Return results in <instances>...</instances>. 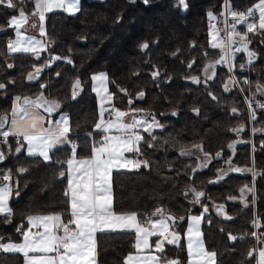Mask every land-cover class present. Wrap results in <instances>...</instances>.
I'll use <instances>...</instances> for the list:
<instances>
[{
	"label": "trees",
	"instance_id": "obj_1",
	"mask_svg": "<svg viewBox=\"0 0 264 264\" xmlns=\"http://www.w3.org/2000/svg\"><path fill=\"white\" fill-rule=\"evenodd\" d=\"M186 3L187 9L179 5L178 0H148L147 4L143 0H80L79 11L75 14L63 11L47 14V36L44 38L49 48L45 53L68 57L73 63L58 60L44 68L33 82L27 75L34 65L44 64L45 55L41 53L39 61L31 55L6 52L7 39L14 37L10 18L21 9L26 14L31 13L33 2L13 0L14 8L0 5V29L4 30V34L0 33V58L10 55L13 65L7 70L0 65V83L6 85L0 89V114L10 112L14 97L36 96L43 92L48 99L61 104L54 118L59 113L69 116L71 139L81 146L78 152L84 156L88 154V149L84 148L88 142L87 133L98 119L91 75L98 71L107 74L108 89L115 94L112 103L123 111L131 108L129 99L143 92L144 97L136 100L138 109L143 113L147 109L158 112L163 128L155 140H150L153 147H148L147 143L141 145L143 155L140 158L149 161L150 167L113 172L115 210L135 211L143 218L162 207L164 213L177 218L176 227L183 237L187 219L180 222L179 217L199 215L203 211L200 204L192 203L194 197L188 189L194 187L205 193L201 201L209 211L201 223V231L207 249L217 253L216 264H255V259L247 257V252L254 247L250 235L253 232L250 227L253 219L251 194L247 196L249 206L246 208L232 204L229 199L236 196L241 187H250V174L232 175L212 184L210 179L215 174L212 168L192 172L193 157L180 154L181 149L188 150L193 145H202L205 152L213 154L229 138L236 136L230 129L240 125H244L243 135L248 136L247 112L241 95L232 84L229 91L224 90V84L229 81L228 70H219L208 89L202 85L196 88L187 79L191 73L202 71L207 61L219 54L218 49L210 47L206 18L211 11L217 17L216 22L221 23L220 13L226 0H186ZM227 3L234 11L246 12L258 0H227ZM228 20L231 21V17ZM238 30L243 32L244 26L239 25ZM248 38L251 40L249 48L257 54V59L247 71H239L237 65L243 62L240 56L234 73L237 78L246 75L250 83L240 82L244 90H250L264 101V96L256 91L257 83L264 85V34L250 33ZM145 42L148 48L141 50L140 45ZM154 71L159 72L155 79ZM76 77L81 79L83 91L72 99L71 84ZM42 84L46 87L41 88ZM120 89H126L127 95ZM234 107L238 114L232 113ZM254 109L256 119L251 123L253 129L259 131L253 132L252 157L247 143L243 149L236 150L234 159L247 167L255 161V215L264 225V109ZM172 111L176 114L172 115ZM126 121L130 122L129 118ZM1 145L7 159L0 165V175L11 170L13 184L18 181L16 191L19 195L14 191L10 198L13 215L9 220L0 216V237L4 241H19L21 237L16 229L19 223L25 224L27 215L66 209L63 193L67 179L58 176L61 169L58 161L67 159L70 148L54 149L51 161L45 162L39 157L27 156L24 150L15 153L17 145L13 137H9L8 145ZM20 167L27 171L18 173ZM212 204L224 205L232 219L224 220L215 214ZM229 233L245 237L232 241ZM257 233H264V227ZM96 239V264H125V256L134 252L133 234L98 233ZM180 243V247L165 245L163 255L186 264L183 239ZM21 261L22 255L0 257V264H21Z\"/></svg>",
	"mask_w": 264,
	"mask_h": 264
},
{
	"label": "snow or ice",
	"instance_id": "obj_2",
	"mask_svg": "<svg viewBox=\"0 0 264 264\" xmlns=\"http://www.w3.org/2000/svg\"><path fill=\"white\" fill-rule=\"evenodd\" d=\"M4 0H0L3 3ZM34 10L26 14L23 9L9 21V26L14 29L15 38L7 41V52L9 54L31 55L34 59L40 60L41 53L47 52L49 45L44 40L36 36L27 35L24 26L32 17L36 18L31 24L32 28L39 30L40 37H46L45 21L46 16L56 10H61L69 15L79 11L80 0H32ZM134 2V0H133ZM145 4L148 0H143ZM179 5L187 9L186 0H178ZM8 7L14 8L13 0H7ZM258 13V17H257ZM227 14V15H226ZM209 36L210 47L219 50V59L209 62L204 67V74L207 79H212L215 75V68L218 64L228 65L231 72L235 65L232 63L236 54L244 52L247 55V63L251 64L257 59V54L249 49L251 40L249 34H264V0H258L253 7L246 12L232 10L229 3L225 4L224 11L220 16H225L223 21L225 27L218 28L214 21L217 17L209 11ZM231 17V21L227 19ZM243 25L246 31L241 32L238 26ZM141 50L147 49L148 44L142 43ZM63 60L68 64L73 61L68 57L51 56L41 66H33L34 71L29 72V81L37 79L44 68ZM193 63H195L193 61ZM9 68L13 65H7ZM189 68L192 64L188 65ZM241 68L245 65L241 64ZM57 76L60 73H56ZM153 79L159 76L158 71L152 73ZM193 82L200 83L199 77H192ZM92 92L99 101L98 119L93 125L91 132L87 134L88 142L84 148L88 149V154L80 156L78 149L81 146L71 139L72 127L67 114L61 113L59 119L53 120L51 117L56 113L61 104L58 100L48 99L43 92L36 97L16 96L14 97L11 113L0 114V144L8 145L9 137H13L16 142L15 153L19 154L26 150L27 156L39 157L43 161H51V153L61 146L70 148V155L64 161H58L61 169L58 176L67 179V187L63 193L66 209L61 212L50 214L30 215L26 217L27 227L22 223L17 229L21 239L19 242L4 241L0 237V257H10L22 255L24 264H96V246L98 233H128L134 235L133 248L135 253H130L125 258V264H182L179 259L164 256L165 245L181 246V240L186 239L187 264H216L217 253L208 250L203 239L201 223L209 209L202 204L201 198L205 196L203 191H197L190 187L188 191L193 194V204H200L203 211L200 215H188L179 217L180 222L187 219V228L183 235L177 230V218L171 214H164L162 207H157L155 211L145 217L133 212H117L113 205L112 185L113 172L121 170L133 171L141 167H150L149 161L141 159L143 153L141 145L147 143L148 147H153L150 140H155L154 129L161 128L162 125L151 113L141 115L142 109H129L123 111L115 107L112 103L114 93L108 89V77L106 73L92 74ZM237 81L230 78L224 84V90L229 91V84L235 85ZM245 84L250 83L248 80ZM5 84L0 83V89H4ZM46 85H41L45 88ZM243 91V89H241ZM83 91V83L76 77L71 84V98L76 99L79 92ZM127 95L126 89H120ZM256 91L264 96V85L257 83ZM211 95V93H209ZM255 96V93L253 94ZM144 93H138V98L142 99ZM213 99L215 97L213 96ZM256 107L264 109V103L250 100L248 103L251 119L255 120ZM129 105L133 103L131 99ZM198 112V109H194ZM232 113L238 114V110L232 108ZM132 113L131 121L125 117ZM46 114V115H45ZM176 113L173 112L172 115ZM151 117L149 119L148 117ZM46 122V124H45ZM5 125H9L5 130ZM239 135L244 131V125L230 129ZM259 131L253 129V132ZM142 133H148L149 140L145 139ZM95 134V135H94ZM193 148L203 152L202 145H193ZM235 142L228 145L234 149ZM264 147V145H262ZM9 151L11 147L9 146ZM128 154H132L131 156ZM181 155H192L190 151L180 150ZM204 160L193 172L207 167L213 158L219 159L222 151L217 152L215 157L204 152ZM5 159V153L0 150V161ZM225 163L228 165L227 171L217 170L218 182L224 179L230 172H250L255 175V161H252V168H240L233 165V160L229 157ZM18 173L23 174L26 168L20 167ZM18 181L13 184L11 170L0 175V216L6 221L13 215V210L9 205L10 198L14 191L19 195ZM240 201L243 206L248 207L247 196L254 194V188L245 185L239 189ZM187 195V193H185ZM235 200L236 197H229ZM254 203V201H253ZM217 215H224L226 219H232L224 212V205H215ZM67 217V218H65ZM253 228L264 227L259 218L252 222ZM260 247H253L247 252V257L255 259V264H264V233L253 231L250 234ZM155 237L154 243L152 238ZM242 238V237H239ZM229 239L236 241L237 236L229 233Z\"/></svg>",
	"mask_w": 264,
	"mask_h": 264
},
{
	"label": "flooded vegetation",
	"instance_id": "obj_3",
	"mask_svg": "<svg viewBox=\"0 0 264 264\" xmlns=\"http://www.w3.org/2000/svg\"><path fill=\"white\" fill-rule=\"evenodd\" d=\"M220 28V27H219ZM3 34H4V32H2ZM250 49V48H249ZM6 52H7V49H6ZM44 54V53H43ZM48 54V53H47ZM47 54L45 53L44 55H45V57L47 56ZM218 56H219V54L217 55V57L216 58H213V59H210V60H208L207 61V64L209 63V62H214V61H216V59L218 58ZM242 57L243 58V62L242 63H238L237 62V60L239 59V57ZM240 56H238L236 59H235V62H234V65H235V67H236V62L238 63V70L239 71H247L248 70V67H249V65L250 64H248L247 63V57H244V56H242V55H240ZM41 59L42 58H40V60L39 61H41ZM46 60H48V58H46ZM12 63V58H11V56L10 55H6V56H3V57H1L0 58V65L5 69V70H7V69H11V68H9L7 65H9V64H11ZM241 64H243V65H245V67H243V68H241L240 67V65ZM252 64V63H251ZM228 66V65H227ZM205 67V66H204ZM219 70H228V68L227 69H224L223 67H221V66H219V65H216V68H215V75H214V77L216 76V74L219 72ZM234 70H235V68H234ZM234 70L233 71H229V73H230V75H229V80H230V78H232V79H235L236 81H237V83L234 85L235 87H236V89H237V91L239 92V94L241 95V97H242V99H243V95L244 96H246V95H248V94H254V93H252L250 90H247V91H245L244 90V88H243V85L240 83L241 81L244 83V81L245 80H248V78H247V76L246 75H244V76H242V77H240V78H237V76H236V74L234 73ZM34 71V69H32L30 72H33ZM192 77H199L200 78V83H195V82H193V80L191 79ZM213 77V78H214ZM212 78V79H213ZM187 79L190 81V82H192L193 83V86H195L196 88H200V86L202 85V86H204L206 89H208L209 88V85H211L212 84V79H207L206 77H205V74H204V68L202 69V71H200L199 73H191L190 75H188V77H187ZM34 80H31V82H33ZM227 82H228V80H227ZM230 85V84H229ZM231 86V85H230ZM241 89H243V91L241 90ZM40 94V93H39ZM39 94H36V96L37 95H39ZM35 95H31V96H29V97H36ZM138 99V97L137 96H133V98H132V101H133V103L131 104V109H138V107H137V102H136V100ZM243 102H244V99H243ZM262 102L264 103V101L262 100ZM244 105H245V103H244ZM12 107V106H11ZM245 109H246V112H247V108H246V106H245ZM10 113V112H9ZM148 113H151V114H153L154 116H155V118H156V120L162 125V127L161 128H157V129H154V131H153V135L155 136V138H156V134H158L161 130H162V128H163V124H162V122H161V119H160V117H159V115H158V112H154V111H152V110H149V109H147L144 113H140L141 115H146V114H148ZM172 113H173V111H172ZM131 118H132V113H131ZM149 119H151V117L149 116L148 117ZM247 119H248V136L247 137H245L244 135H243V133L241 132L239 135H237L236 134V136L235 137H233V138H229L228 139V141L227 142H225L221 147H219L213 154H211L212 155V157H215V154L217 153V152H221L222 151V156H221V158H219V159H216V158H213L212 159V161H211V163L207 166L208 168H212V171L215 173L214 174V176L213 177H211V183L212 184H214V183H216V182H212V181H216L217 180V170L218 169H223V170H225V171H227V169H228V165L225 163V161L229 158V157H231L232 158V160H233V165L234 166H237V167H240V168H245V167H247V166H244V163H238V162H236V160L234 159V157H235V152H236V150L237 149H243L245 146H246V144L248 143V146H249V152H250V155H251V157H252V153H253V151H254V144H253V126H252V123H251V121H252V119L250 118L249 119V116H248V112H247ZM229 129V128H228ZM144 136H145V139L146 140H149V137H148V133H142ZM233 142H235V147H234V149H230V148H228V145L229 144H232ZM3 149V148H2ZM186 151H190L191 153H193L192 155H187V156H192L193 157V159H194V167L192 168V169H194L195 167H197V165H199V164H201L202 162H203V160H204V155H203V153L205 152L204 150H203V152H200V151H198L197 149H195V148H191V149H188V150H186ZM207 153V152H206ZM210 154V153H209ZM6 155V154H5ZM132 155V154H131ZM253 167V165L251 164V165H249V167H247V168H252ZM205 168V167H204ZM202 169V168H201ZM200 170V169H199ZM255 171V170H254ZM193 172V171H192ZM196 172V171H195ZM247 172H230V173H228V175L226 176L227 178L228 177H230V176H232V175H241V174H246ZM249 174H250V179H251V185H250V187H252V188H254V176H253V174L252 173H250V172H248ZM225 177V178H226ZM222 180V179H221ZM221 180H219V181H221ZM242 188V187H241ZM233 197H236V199L235 200H232V204H234V203H237V204H239V206H241V205H243L242 203H241V201H240V191H239V193L236 195V196H233ZM253 201H254V203H253ZM251 204H252V210H253V219H252V221L254 220V219H257L256 218V215H255V191H254V194H251ZM213 205L214 204H212V209H213V211H214V208H213ZM220 205V204H219ZM224 210H225V206H224ZM226 212V211H225ZM214 213L215 214H217V212H215L214 211ZM227 214V213H226ZM228 215V214H227ZM220 217H221V215H219ZM229 216V215H228ZM222 218V217H221ZM223 219V218H222ZM227 220H229V219H227ZM251 221V222H252ZM250 222V223H251ZM251 228H253L252 226H250ZM254 229L256 230V232H257V228H253V231H254ZM239 235H243V234H239ZM239 235H238V237H239ZM244 237H245V235H243ZM243 237V238H244Z\"/></svg>",
	"mask_w": 264,
	"mask_h": 264
},
{
	"label": "rangeland",
	"instance_id": "obj_4",
	"mask_svg": "<svg viewBox=\"0 0 264 264\" xmlns=\"http://www.w3.org/2000/svg\"><path fill=\"white\" fill-rule=\"evenodd\" d=\"M34 5V4H33ZM224 9V8H223ZM33 10H34V8H33ZM56 11H61V10H56ZM224 11V10H223ZM14 16H16L17 18H18V14H16V15H14ZM14 16H12V17H14ZM228 17H230V16H228ZM225 18V16H223V19ZM31 19V18H30ZM30 19H29V21H30ZM37 23H38V21H36ZM24 28L25 29H28V25H25L24 26ZM34 30V29H33ZM209 31V30H208ZM26 34L27 35H32V36H36L38 39H42V40H44V37H40L39 36V30H38V27L37 28H35V30L34 31H31V32H29V31H26ZM210 37V36H209ZM15 38V35H14V37H12V38H8L7 39V41L9 40V39H14ZM6 41V42H7ZM45 43H46V40H45ZM44 54H45V52H43ZM46 58H47V56H46ZM98 73H105V72H103V71H98V72H95V73H93V74H98ZM91 88H92V82H91ZM94 93V92H93ZM95 94V93H94ZM24 97V96H23ZM95 98H96V102H97V106H98V113H99V101H98V98H97V96H96V94H95ZM13 100H14V98H13ZM13 103V102H12ZM10 113H11V110H10ZM9 113V114H10ZM60 114L61 113H59L55 118L52 116L51 118L53 119V120H55V119H59V116H60ZM65 114V113H64ZM46 115V114H45ZM128 118H129V120L131 121V112L129 113V115L127 116V117H125V120H128ZM45 124H46V122H45ZM9 125H7V127H8ZM7 127L5 128V130L7 129ZM155 237L152 239V242L154 243V241H155ZM261 245H258V246H254V247H260ZM133 254L135 253V250H134V252H132Z\"/></svg>",
	"mask_w": 264,
	"mask_h": 264
},
{
	"label": "built area",
	"instance_id": "obj_5",
	"mask_svg": "<svg viewBox=\"0 0 264 264\" xmlns=\"http://www.w3.org/2000/svg\"><path fill=\"white\" fill-rule=\"evenodd\" d=\"M224 8H225V5H224ZM224 10V9H223ZM227 15V14H226ZM225 19V18H224ZM224 19H222V21H221V23H218V22H216V21H214V23L216 24V26L219 28H223V27H225V25H224V23H223V21H224ZM227 19H228V16H227ZM206 25H207V27H208V30H209V19H208V17L206 18ZM244 31H246V28L244 27V30H243V32ZM51 56H54V55H51V54H47V58L49 59ZM243 99H244V103H245V106H246V108H247V112H248V116H249V119L251 118V115H250V112H249V108H248V103H249V101L250 100H253V101H259L260 103H263L262 102V100L260 99V98H258L256 95L255 96H253V94H248V95H246V96H244L243 95ZM256 107V104H255V102H253V108H255ZM88 134V133H87ZM145 216H147V215H145ZM21 225V223H19V226ZM254 231L256 232V230L254 229ZM239 237H244L243 235H239ZM254 239V238H253ZM254 242H255V244L257 243L256 242V240L254 239Z\"/></svg>",
	"mask_w": 264,
	"mask_h": 264
},
{
	"label": "water",
	"instance_id": "obj_6",
	"mask_svg": "<svg viewBox=\"0 0 264 264\" xmlns=\"http://www.w3.org/2000/svg\"><path fill=\"white\" fill-rule=\"evenodd\" d=\"M0 5H2V6H8L7 5V0H4V2L3 3H0ZM4 30L3 29H0V33L1 32H3ZM250 50H252V49H250ZM253 51V50H252ZM240 55H242V56H244V57H247V55H246V53H244V52H240V53H237L236 54V58L238 57V56H240ZM235 58V59H236ZM219 59V56H218V58L216 59V60H218ZM248 59V58H247ZM255 61V60H254ZM253 61V62H254ZM234 62H235V60L232 62L233 64H234ZM252 62V63H253ZM219 66H221V67H223L224 69H227L228 68V66L227 65H224V64H218ZM235 68V67H234ZM234 68H233V70H234ZM232 70V71H233ZM29 97V96H28ZM7 127V125H5V128ZM0 150H2L3 151V149H2V145L0 144ZM4 152V151H3ZM6 159H7V157H6V155H5V159L3 160V161H0V165H2V164H4L5 162H6ZM196 168V167H195ZM215 205H219V204H214L213 205V208H214V211L216 212V208L214 207ZM224 212H225V210H224ZM165 215H167V214H169V213H164ZM221 217L224 219V220H227L225 217H224V215H221ZM250 226H252V224L250 223ZM257 229H259V228H257Z\"/></svg>",
	"mask_w": 264,
	"mask_h": 264
},
{
	"label": "crops",
	"instance_id": "obj_7",
	"mask_svg": "<svg viewBox=\"0 0 264 264\" xmlns=\"http://www.w3.org/2000/svg\"><path fill=\"white\" fill-rule=\"evenodd\" d=\"M257 17H258V13H257ZM12 18V17H11ZM10 18V19H11ZM34 21H36V18L35 17H32L31 19H30V21H28V23L26 24V25H28V29H26L27 31H29V32H31V31H34L35 30V28H32L31 27V24L34 22ZM34 29V30H33ZM15 35V34H14ZM24 153L25 154H27L26 153V150H24ZM70 155V154H69ZM128 155H130L131 156V154H128ZM68 158V157H67ZM30 215H38V214H29V215H27L26 217H28V216H30ZM44 215H46V214H44ZM190 215H195V214H190ZM200 215V214H199ZM25 224V227H27V224H26V218H25V222H24ZM186 228H187V222H186V226H185V228H184V231H183V235H184V233H185V231H186ZM20 241V240H19ZM19 241H13V242H19ZM5 242H7V241H5ZM183 242H184V246L186 245V239H183ZM185 249H186V247H185ZM135 250V249H134ZM130 254V253H129ZM129 254H127L126 256H125V258L129 255ZM186 254H187V252H186ZM125 258H124V262H125ZM21 264H24V261H23V256H22V261H21ZM186 264H187V261H186Z\"/></svg>",
	"mask_w": 264,
	"mask_h": 264
}]
</instances>
